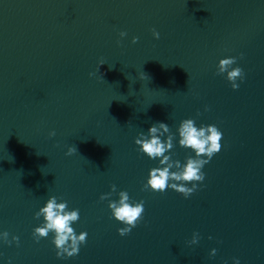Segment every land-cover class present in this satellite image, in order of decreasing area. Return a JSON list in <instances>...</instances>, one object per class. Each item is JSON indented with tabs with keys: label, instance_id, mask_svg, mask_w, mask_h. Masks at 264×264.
Segmentation results:
<instances>
[{
	"label": "water",
	"instance_id": "1",
	"mask_svg": "<svg viewBox=\"0 0 264 264\" xmlns=\"http://www.w3.org/2000/svg\"><path fill=\"white\" fill-rule=\"evenodd\" d=\"M0 264H264V0H0Z\"/></svg>",
	"mask_w": 264,
	"mask_h": 264
}]
</instances>
